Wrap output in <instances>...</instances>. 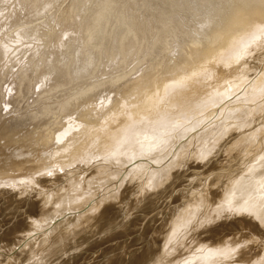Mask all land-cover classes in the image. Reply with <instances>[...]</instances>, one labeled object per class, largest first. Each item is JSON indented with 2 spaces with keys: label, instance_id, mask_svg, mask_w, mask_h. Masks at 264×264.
<instances>
[{
  "label": "bare ground",
  "instance_id": "6f19581e",
  "mask_svg": "<svg viewBox=\"0 0 264 264\" xmlns=\"http://www.w3.org/2000/svg\"><path fill=\"white\" fill-rule=\"evenodd\" d=\"M239 56L248 72L233 84L234 100L244 107L213 126L183 111V123L168 113L150 121L124 105L128 123L113 150L100 160L86 148L63 173L52 165L13 172L38 155L0 149V264H174L184 254L190 264H264V143L254 137L264 99L255 82L243 86L258 71L264 79V27ZM79 123L68 121L55 144Z\"/></svg>",
  "mask_w": 264,
  "mask_h": 264
},
{
  "label": "rangeland",
  "instance_id": "374dc122",
  "mask_svg": "<svg viewBox=\"0 0 264 264\" xmlns=\"http://www.w3.org/2000/svg\"><path fill=\"white\" fill-rule=\"evenodd\" d=\"M258 27L264 0H0V149L38 155L14 162L13 172L52 165L63 173L86 148L100 160L113 150L128 123L124 105L150 121L168 113L183 123V111L213 126L211 119L244 107L233 84L248 72L238 69L239 55ZM253 82L264 99L260 71L244 88ZM217 90L230 95L221 99ZM68 121L79 130L55 144ZM254 137L263 144L264 127Z\"/></svg>",
  "mask_w": 264,
  "mask_h": 264
}]
</instances>
